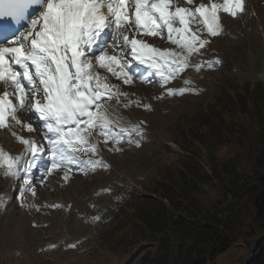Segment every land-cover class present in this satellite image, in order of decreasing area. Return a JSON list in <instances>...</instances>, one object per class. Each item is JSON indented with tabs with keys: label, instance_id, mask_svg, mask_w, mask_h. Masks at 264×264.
Masks as SVG:
<instances>
[{
	"label": "rangeland",
	"instance_id": "374dc122",
	"mask_svg": "<svg viewBox=\"0 0 264 264\" xmlns=\"http://www.w3.org/2000/svg\"><path fill=\"white\" fill-rule=\"evenodd\" d=\"M246 8L242 18L225 19L224 33L192 58L220 63L182 74L198 93L155 100L158 87L136 83L152 110L133 106L121 108L120 115L131 124L144 121L140 147L125 143L122 151L109 152L101 140L108 170L74 173L67 183L58 176L38 180L36 198L28 197L38 210L6 200L4 211L0 203V264H183L178 245L159 254L156 241L140 244L144 230L136 221L160 215L153 204L136 200L144 195L160 196L167 208L165 197L175 207L195 209L199 220L208 213L223 222L219 237H227L230 247L206 264L248 263L264 236L253 207L264 177V0H246ZM145 39L172 48L166 40ZM179 172L196 182L193 195ZM6 188L0 178V193Z\"/></svg>",
	"mask_w": 264,
	"mask_h": 264
},
{
	"label": "snow or ice",
	"instance_id": "6c2138e0",
	"mask_svg": "<svg viewBox=\"0 0 264 264\" xmlns=\"http://www.w3.org/2000/svg\"><path fill=\"white\" fill-rule=\"evenodd\" d=\"M246 11V0H0V132L20 146L12 153L0 144V203L38 210L28 201L38 180L108 170L101 140L109 152L140 147L144 121L120 115L152 110L136 83L158 87L155 100L198 93L182 74L219 64L192 58L224 33L225 19Z\"/></svg>",
	"mask_w": 264,
	"mask_h": 264
},
{
	"label": "trees",
	"instance_id": "16d2710c",
	"mask_svg": "<svg viewBox=\"0 0 264 264\" xmlns=\"http://www.w3.org/2000/svg\"><path fill=\"white\" fill-rule=\"evenodd\" d=\"M212 166L210 171L215 176V169ZM185 171L191 170L186 166ZM190 174L198 183L203 181L199 180V177L196 178L193 173ZM179 177L183 180L182 183L186 187L189 186L191 195L198 190L196 182L188 179L185 173L179 172ZM153 194L155 195V193ZM158 198L160 196H139L136 198L139 202L153 204L160 214L156 217H150L148 221H146V215L144 214V219L139 218L136 221L138 225L142 223V230H144L142 238L139 240L140 244L147 246L151 245L152 241H156V249H158L159 254L167 252L169 247L171 248L174 244L178 245L180 246L179 248L177 247L180 256H184L183 264H206L208 261L213 262L218 254L225 252L230 247V241L227 237H219L218 228L220 225L222 226L223 222L218 220L216 215L211 216L207 213V215L205 214L199 220L195 216V209L180 205L183 207V210L177 216H173L172 214L175 211H180L181 207L179 205L175 207L172 199L165 197L163 199L167 200V208ZM253 207L257 217L261 218L264 222V177L259 179V191L253 201ZM171 231H173V238L168 236ZM262 231H264V226L260 232ZM252 252L249 264H264V236L258 241ZM202 256H206V260L201 259ZM161 264H165V261L162 260Z\"/></svg>",
	"mask_w": 264,
	"mask_h": 264
},
{
	"label": "bare ground",
	"instance_id": "6f19581e",
	"mask_svg": "<svg viewBox=\"0 0 264 264\" xmlns=\"http://www.w3.org/2000/svg\"><path fill=\"white\" fill-rule=\"evenodd\" d=\"M198 2V0H197ZM148 40V39H147ZM153 42V41H152ZM151 43V42H149ZM154 46H157V47H160L161 49L163 48H166V47H162L158 41L155 40V42L153 43ZM173 47V46H172ZM167 48H171V47H168ZM140 71L143 72V69L140 68ZM176 82V81H175ZM174 83V82H173ZM25 135V134H23ZM0 144H2L7 150L11 151L12 153H16L18 152L20 146L18 144H15L14 141H12L11 137L10 136H6L4 133L0 132ZM172 149H174V147L172 146L171 147Z\"/></svg>",
	"mask_w": 264,
	"mask_h": 264
},
{
	"label": "water",
	"instance_id": "95a60500",
	"mask_svg": "<svg viewBox=\"0 0 264 264\" xmlns=\"http://www.w3.org/2000/svg\"><path fill=\"white\" fill-rule=\"evenodd\" d=\"M144 196H148V195H144ZM251 257H252V251H251V253H250V257H249L248 263H249ZM248 263H247V264H248Z\"/></svg>",
	"mask_w": 264,
	"mask_h": 264
}]
</instances>
